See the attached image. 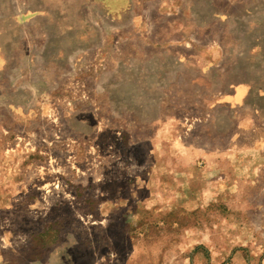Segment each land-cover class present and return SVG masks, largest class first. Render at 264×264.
Returning a JSON list of instances; mask_svg holds the SVG:
<instances>
[{
    "label": "rangeland",
    "instance_id": "obj_1",
    "mask_svg": "<svg viewBox=\"0 0 264 264\" xmlns=\"http://www.w3.org/2000/svg\"><path fill=\"white\" fill-rule=\"evenodd\" d=\"M243 82L264 0H0V264H264Z\"/></svg>",
    "mask_w": 264,
    "mask_h": 264
},
{
    "label": "crops",
    "instance_id": "obj_2",
    "mask_svg": "<svg viewBox=\"0 0 264 264\" xmlns=\"http://www.w3.org/2000/svg\"><path fill=\"white\" fill-rule=\"evenodd\" d=\"M239 3L241 6L244 5L243 11L245 12L244 15H246V10L250 9L246 6L245 1H239ZM248 52V55L255 57L262 54L257 49H250ZM254 85L256 84L254 83ZM254 85L252 86L251 82H243L242 85L234 86L235 93L233 94L235 95L232 100V103L235 105L245 106L248 109H253V111H258L253 115L254 127L247 118L242 120L239 118L237 131L232 142L234 143L233 147L235 150L246 158L258 157V155L264 154L263 149L258 147V140H262V137H258V132H260V136L264 135V109L262 108L264 107V93L254 91L257 89L256 87L259 89V86Z\"/></svg>",
    "mask_w": 264,
    "mask_h": 264
}]
</instances>
